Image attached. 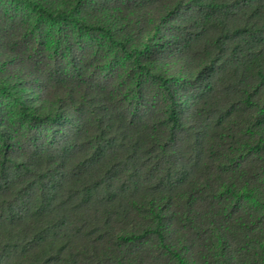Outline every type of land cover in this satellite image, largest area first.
Returning <instances> with one entry per match:
<instances>
[{"label":"trees","instance_id":"16d2710c","mask_svg":"<svg viewBox=\"0 0 264 264\" xmlns=\"http://www.w3.org/2000/svg\"><path fill=\"white\" fill-rule=\"evenodd\" d=\"M0 264H264V0H0Z\"/></svg>","mask_w":264,"mask_h":264}]
</instances>
